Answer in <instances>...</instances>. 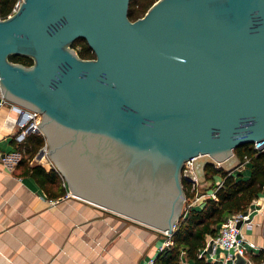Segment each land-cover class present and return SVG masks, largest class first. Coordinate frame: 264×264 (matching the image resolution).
<instances>
[{"label":"water","instance_id":"water-1","mask_svg":"<svg viewBox=\"0 0 264 264\" xmlns=\"http://www.w3.org/2000/svg\"><path fill=\"white\" fill-rule=\"evenodd\" d=\"M130 3L22 0L0 18V84L41 114L38 158L71 197L168 237L185 162L204 185L207 164L234 171V151L264 141V0H157L136 20Z\"/></svg>","mask_w":264,"mask_h":264},{"label":"crops","instance_id":"crops-1","mask_svg":"<svg viewBox=\"0 0 264 264\" xmlns=\"http://www.w3.org/2000/svg\"><path fill=\"white\" fill-rule=\"evenodd\" d=\"M8 119H17V113L0 108V264H148L157 257L164 235L88 207L81 199L51 203L19 165L25 150L18 148L17 129L6 123ZM245 175L249 177L250 171ZM205 200L200 199L197 207ZM256 203L252 209L258 208ZM259 204L264 206V201ZM252 221L253 226L242 231L248 258L264 264V208L253 212ZM204 249L211 253L209 246ZM227 254L218 249L207 260L225 264Z\"/></svg>","mask_w":264,"mask_h":264},{"label":"trees","instance_id":"trees-1","mask_svg":"<svg viewBox=\"0 0 264 264\" xmlns=\"http://www.w3.org/2000/svg\"><path fill=\"white\" fill-rule=\"evenodd\" d=\"M144 1L131 0L129 11L131 20L143 17L157 0H150L146 4L143 3ZM17 2L18 0H0V18L9 17ZM73 48L81 58L96 57L84 39L76 40ZM10 60L27 66L33 64V59L26 56L14 55ZM18 144L19 149L25 150L24 157L19 161L24 174L32 177L50 200H59L66 196L64 179L55 168L48 171L43 165L31 164L40 150L45 147L46 138L41 133H34ZM234 152L241 160H244L245 155L250 158V176L246 178L233 175L224 169L217 170L207 164L205 168L207 180L200 186L201 192L206 193L216 188L215 175L223 178L222 186L213 196L206 199L200 208H191L186 215L183 213L172 236L173 247L158 254L154 264H183L184 260L193 264H214L200 256L207 245V239L217 237L227 217L247 210L264 189V152L258 153L254 150L253 144L239 147ZM183 186L186 198L193 197L194 195L189 192V184L184 180Z\"/></svg>","mask_w":264,"mask_h":264},{"label":"built area","instance_id":"built-area-1","mask_svg":"<svg viewBox=\"0 0 264 264\" xmlns=\"http://www.w3.org/2000/svg\"><path fill=\"white\" fill-rule=\"evenodd\" d=\"M21 1L22 0H18V2L16 3L13 9V12L17 9ZM6 107L17 113V119L15 120L8 119L6 123L12 128L17 129L16 139L18 140V143H22L26 139V137H28L31 134L40 133L39 123L41 120V114L39 112L29 110L27 108H24L22 106H19L15 103L8 101L3 95L0 84V108H6ZM253 148L258 153L264 152V141L254 143ZM41 150L45 151L46 147H43ZM195 160L196 158H192L187 162H185L182 173L183 180L189 184V192L192 195H194L193 197L186 199V201H188V205L184 210L185 215L187 214L189 209L197 207L196 204L200 199L202 198L208 199L209 197L213 196L215 192L222 186L223 183V178H221L220 181L215 180L216 188L201 194L199 192V188L202 184L199 183L198 177L195 172ZM212 166L217 170L223 169L220 163H217L216 165H212ZM244 167H248L250 171V158L247 155H245L244 160H241L240 166L234 171H231L229 173L233 175H240L247 178L244 170L242 169ZM63 185L66 187L68 192V187L65 181ZM67 196H70L69 192ZM60 200L61 199L51 200V203L55 204ZM261 201H264V189L262 193L259 194V197L255 199L252 202V204L247 208V210L240 213H235L227 217L226 221L221 226L218 236L214 238H210L209 241L207 242V248L209 246L211 253H208L206 249H203L201 251L200 256H203L206 259H208V256L213 257L215 255V252L218 249H221L228 253L225 259L227 260L225 264H228L229 261L230 262L234 261L236 255L246 257L248 260L246 264H254L248 258L249 250L246 244V237L242 231L243 228L248 229L253 226V221H252L253 212L255 210L258 211V209L261 211L264 208V206L259 204V202ZM256 202H258V208L252 209V207H254V205L257 204ZM239 223H241L240 227L238 226ZM172 236L173 235H170L168 237L164 236L166 240L158 248V254L162 253L163 251L170 250L173 247ZM154 262L155 259L151 258L148 264H154Z\"/></svg>","mask_w":264,"mask_h":264},{"label":"rangeland","instance_id":"rangeland-1","mask_svg":"<svg viewBox=\"0 0 264 264\" xmlns=\"http://www.w3.org/2000/svg\"><path fill=\"white\" fill-rule=\"evenodd\" d=\"M150 0H145L143 3H147V2H149ZM38 155H39V153L36 155V157L32 160V163H35V164H40V165H44V166H46V167H51V168H55L56 170H57V167H56V165L52 162V160L50 159V158H48L47 156L46 157H42V158H38ZM241 169V168H240ZM243 170H244V172L245 173H247L248 171H249V168L248 167H244V168H242ZM225 170V169H224ZM221 176L220 175H215L214 176V181L216 180V181H220L221 180ZM65 181V180H64ZM201 188V187H200ZM67 194H68V192H67ZM67 194H66V196H64L63 198L66 200V199H72L73 197H71V196H67ZM74 199V198H73ZM75 199H79V198H75ZM61 201V200H60ZM57 203H59V202H57ZM56 203V204H57ZM81 203H84L85 205H87L88 207H94V208H96V209H98L99 207H97V206H95V205H93V204H91V203H89V202H87V201H82ZM187 205H188V201H186L185 203H184V210H185V208L187 207ZM183 213H184V211H183ZM118 216V215H117ZM119 217H121V216H119ZM122 218H124V217H122ZM126 221H128V222H131L129 219H126V218H124ZM131 223H133V222H131ZM135 224V223H134ZM137 225H139V224H137ZM166 239L164 238V239H162V242H164ZM161 246V245H160Z\"/></svg>","mask_w":264,"mask_h":264}]
</instances>
